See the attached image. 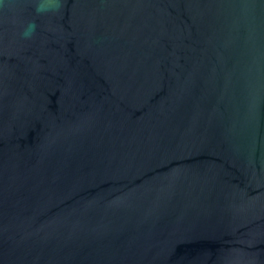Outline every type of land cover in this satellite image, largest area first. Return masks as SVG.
Returning a JSON list of instances; mask_svg holds the SVG:
<instances>
[{
	"label": "water",
	"instance_id": "obj_1",
	"mask_svg": "<svg viewBox=\"0 0 264 264\" xmlns=\"http://www.w3.org/2000/svg\"><path fill=\"white\" fill-rule=\"evenodd\" d=\"M35 7L0 0V264H264V0Z\"/></svg>",
	"mask_w": 264,
	"mask_h": 264
},
{
	"label": "clouds",
	"instance_id": "obj_2",
	"mask_svg": "<svg viewBox=\"0 0 264 264\" xmlns=\"http://www.w3.org/2000/svg\"><path fill=\"white\" fill-rule=\"evenodd\" d=\"M63 6V0H36L35 11L38 15L46 14L49 12L59 11ZM36 23L31 21L25 27L22 35L25 39H30L35 34Z\"/></svg>",
	"mask_w": 264,
	"mask_h": 264
}]
</instances>
